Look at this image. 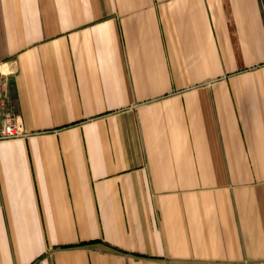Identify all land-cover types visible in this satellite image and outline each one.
I'll list each match as a JSON object with an SVG mask.
<instances>
[{
	"label": "crops",
	"instance_id": "obj_1",
	"mask_svg": "<svg viewBox=\"0 0 264 264\" xmlns=\"http://www.w3.org/2000/svg\"><path fill=\"white\" fill-rule=\"evenodd\" d=\"M263 7L0 0V264H264Z\"/></svg>",
	"mask_w": 264,
	"mask_h": 264
},
{
	"label": "built area",
	"instance_id": "obj_2",
	"mask_svg": "<svg viewBox=\"0 0 264 264\" xmlns=\"http://www.w3.org/2000/svg\"><path fill=\"white\" fill-rule=\"evenodd\" d=\"M264 20V7H263ZM13 74L0 63V141L31 135L23 124L12 97Z\"/></svg>",
	"mask_w": 264,
	"mask_h": 264
}]
</instances>
